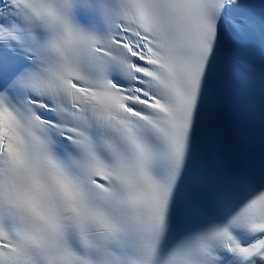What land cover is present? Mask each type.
<instances>
[{
	"label": "snow or ice",
	"instance_id": "6c2138e0",
	"mask_svg": "<svg viewBox=\"0 0 264 264\" xmlns=\"http://www.w3.org/2000/svg\"><path fill=\"white\" fill-rule=\"evenodd\" d=\"M0 264H264V0H0Z\"/></svg>",
	"mask_w": 264,
	"mask_h": 264
}]
</instances>
